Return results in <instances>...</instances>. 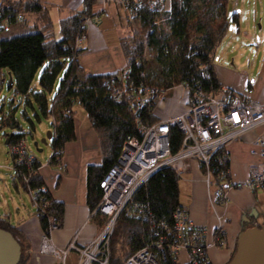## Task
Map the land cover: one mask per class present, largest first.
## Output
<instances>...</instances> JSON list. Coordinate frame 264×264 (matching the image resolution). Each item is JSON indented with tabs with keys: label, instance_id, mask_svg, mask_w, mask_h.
Instances as JSON below:
<instances>
[{
	"label": "trees",
	"instance_id": "trees-1",
	"mask_svg": "<svg viewBox=\"0 0 264 264\" xmlns=\"http://www.w3.org/2000/svg\"><path fill=\"white\" fill-rule=\"evenodd\" d=\"M129 1V7L120 4L127 13V25L133 27L130 34L119 40L126 63L110 73H86L77 61L81 49L75 48L74 40L85 33V20L92 17L96 0H82L80 9L59 20V38L54 37L53 24L42 0H2L0 3V16L9 17L14 24L18 14L22 16L20 23H27L30 14L37 15L27 30L10 35L0 31V68L11 75L8 87L14 85V94L24 98L34 117L52 120L50 161H59L64 145L76 136L74 104L85 111L98 136L101 161L86 168V205L93 219L103 226L105 217L95 211L102 195L99 180L115 163L126 138L139 136L137 120L146 125L157 121L155 102L139 107L137 98L147 88H157L161 96L162 91L179 84L191 90L200 88L210 97L217 96L222 84L217 76L214 52L229 22L238 23L237 12L227 18L228 0H164V7L159 9L149 5L151 0H139L138 7ZM58 79L57 90L48 97ZM27 119L33 128L31 119ZM0 124L11 130L5 136L9 149L24 140L26 133L12 113L4 115ZM181 138L179 129L170 125L168 140L172 153L178 150ZM10 154L13 183L30 199L23 180V176H29L28 186L37 189L39 197L47 201L44 212L37 216L47 233L49 217L61 221L63 204L44 189L38 173L41 164L38 157L34 156L28 167L16 164L11 151ZM179 180L180 176L170 166H162L138 186L132 202L139 204L137 210L142 215L124 212L118 215L109 238L108 264H123L129 255L147 246L153 239L152 229L159 223L166 225L161 235H171L173 212L176 208L185 209L179 202ZM34 210L36 213L35 207ZM0 228L11 232L21 246L17 264H26L29 244L7 217H0ZM169 243L164 240L163 246L167 249ZM165 264L180 263L168 252Z\"/></svg>",
	"mask_w": 264,
	"mask_h": 264
},
{
	"label": "built area",
	"instance_id": "built-area-1",
	"mask_svg": "<svg viewBox=\"0 0 264 264\" xmlns=\"http://www.w3.org/2000/svg\"><path fill=\"white\" fill-rule=\"evenodd\" d=\"M132 1L136 7L139 6V0ZM116 2L125 8L126 4L128 7L130 5L129 0ZM149 5L159 9L164 7V0H151ZM21 19V14L15 18L16 22ZM12 23L0 16V31L9 33ZM84 38L85 34L75 37V48L79 47ZM172 89L180 92L179 100L183 110L151 125L138 119L139 136L126 138L115 163L99 180L102 195L95 211L107 219L99 234L85 245H78V235H75L67 247H57L50 239V232L58 227V221L49 217L48 231L41 236L40 254L51 255L56 264H66V257L74 251L78 255L77 264H108L109 238L118 215L123 212L133 216L142 215L137 210L139 204L132 202V196L138 186L162 166H170L182 177L191 171L196 162L206 187L214 188L210 194L212 205L226 203L232 191L245 189L253 192L264 188V138L255 141L251 154L256 157V161L248 166L247 175L241 180L231 175L226 152L228 143L264 125V101L253 97L252 86L245 85L238 92L221 88L214 97L207 96L200 88L191 90L184 84L173 86ZM159 94L157 88H147L137 98L139 107H145L152 101L156 103ZM170 125H175L182 134L179 148L174 153L168 140ZM10 151L16 164L31 167L34 155L24 140L13 145ZM23 180L37 210L35 215L38 216L44 212L47 201L39 197L37 189L28 186L29 176H23ZM173 219V232L170 236L161 235L166 225L159 223L157 228L152 229L151 242L129 255L123 264H165L168 252L176 256L180 264H213L209 250L222 247L225 243L223 217L216 216L217 225L210 233L206 228L193 223L186 209L176 208ZM164 240L170 242L167 249L163 246Z\"/></svg>",
	"mask_w": 264,
	"mask_h": 264
},
{
	"label": "crops",
	"instance_id": "crops-1",
	"mask_svg": "<svg viewBox=\"0 0 264 264\" xmlns=\"http://www.w3.org/2000/svg\"><path fill=\"white\" fill-rule=\"evenodd\" d=\"M42 3L53 24L55 36L59 29L57 31L54 29L55 21L52 14L55 13L54 20L59 23V20L80 9L82 0H42ZM96 4L101 8L93 10L92 17L86 23V36L80 45L81 52L77 56V61L86 73H110L123 68L126 63L119 43L122 35L117 30V23L120 26L127 25V13L116 0H96ZM112 11L116 14L117 23L113 20ZM36 16L30 14L27 23L14 24L15 33L27 30L28 26L35 22ZM214 64L222 88L238 92L250 84L253 88V97L264 101V76L251 83L246 72L235 67L218 65L215 62ZM37 75L38 73L36 77ZM173 91V95L168 99L165 97L156 101L154 115L157 120L183 110L179 100L180 92ZM72 109L76 125L75 138L64 145L59 161H50L53 153L51 148L47 155L39 158L41 164L38 167L44 189L54 200L63 204L61 221L53 217L58 221V227L50 232L52 243L60 248L67 247L75 235H78L77 244L85 245L103 228V225H99L98 221L93 219L86 205V168L101 161L98 136L91 128L85 111L78 104H74ZM48 121L50 130L52 120ZM261 138H264V125L247 131L237 140L227 144L229 168L235 179L241 180L246 177L248 166L256 161L251 150L255 148V141ZM28 150L30 151L29 148ZM185 175L184 182L179 184V202L187 210L192 222L206 228L210 233L217 225L216 216L224 219L225 245L209 250L213 264H224L231 256L241 231L264 224V188L253 192L245 189L232 191L226 203L212 205L210 194L214 188L206 187L196 162L193 163L191 171L183 176ZM13 187L14 199L11 200V204L14 216L10 204L7 203V208L0 211V217H7L18 229L23 240L29 244V259L26 264H56L51 255L39 253L41 236L44 233L40 219L35 215L34 206L27 193L15 181ZM0 191L4 189L1 188ZM77 260V253L71 251L66 257V264H77Z\"/></svg>",
	"mask_w": 264,
	"mask_h": 264
},
{
	"label": "rangeland",
	"instance_id": "rangeland-1",
	"mask_svg": "<svg viewBox=\"0 0 264 264\" xmlns=\"http://www.w3.org/2000/svg\"><path fill=\"white\" fill-rule=\"evenodd\" d=\"M100 8L99 5L95 4L93 10H100ZM113 11V20L117 23L118 20ZM232 12L238 13V23L229 22L224 37L220 40L215 49L214 62L218 65L221 64L231 68L235 67L242 72H246L250 82L254 83L256 79L260 80L262 76H264V0H228L226 8L228 19H230ZM52 17L53 21H55L54 29L57 31L59 26L57 20H54L56 17L55 13L52 14ZM6 19L10 21L9 17ZM88 19L89 18H86L85 20V33H82L85 34V36ZM18 23L20 22H16V24ZM132 28L133 27L130 25L123 24L120 26L117 23V30L120 31L122 36L130 34ZM14 33V23H12L10 33L6 35ZM54 37L59 38V33L55 32ZM39 75L40 72H38L35 82L39 78ZM10 81H12V77L8 71L5 68H0V122L4 115L12 113L18 124L22 127L23 132L26 133L24 141L27 147L36 157L41 159L44 155H47L52 148L51 139H47L45 142L42 141V139L45 138L46 131L49 130L48 126H50V122L48 119L42 117H40V120L34 117L32 108L26 104L24 98L21 95L14 94V85L8 87ZM58 86L59 79L53 88V92L48 94V97L53 95ZM173 92L172 88L162 91L161 96H159L157 100L165 97L168 99L173 95ZM27 118L31 119L33 128L30 127ZM50 130L52 131V128ZM10 131L9 127L6 125L1 126L0 124V190L1 188L4 189V191H0V211L2 212L7 208L6 204L9 203L11 206V213L14 216V209L11 204V200L14 199L12 180L14 172L12 169L10 149L8 145L4 143L5 136L10 133ZM34 142L37 144L35 145ZM185 177L186 175L180 177L179 184L184 182L183 180ZM6 188H8V190H5ZM104 220L105 225L107 219L104 218Z\"/></svg>",
	"mask_w": 264,
	"mask_h": 264
},
{
	"label": "water",
	"instance_id": "water-1",
	"mask_svg": "<svg viewBox=\"0 0 264 264\" xmlns=\"http://www.w3.org/2000/svg\"><path fill=\"white\" fill-rule=\"evenodd\" d=\"M47 139H52L51 130L46 132L42 141ZM4 143L8 144V137H5ZM20 256L19 242L11 232L0 228V264H17ZM224 264H264V224L241 231L230 258Z\"/></svg>",
	"mask_w": 264,
	"mask_h": 264
}]
</instances>
